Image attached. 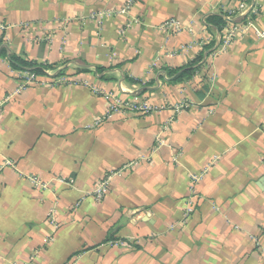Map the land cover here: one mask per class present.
Returning a JSON list of instances; mask_svg holds the SVG:
<instances>
[{
    "label": "crops",
    "instance_id": "1",
    "mask_svg": "<svg viewBox=\"0 0 264 264\" xmlns=\"http://www.w3.org/2000/svg\"><path fill=\"white\" fill-rule=\"evenodd\" d=\"M127 1L0 0V100L24 73L9 56L45 66L0 115V264H264V37L216 53L225 27L264 32V0ZM92 87L155 110L106 118Z\"/></svg>",
    "mask_w": 264,
    "mask_h": 264
},
{
    "label": "built area",
    "instance_id": "2",
    "mask_svg": "<svg viewBox=\"0 0 264 264\" xmlns=\"http://www.w3.org/2000/svg\"><path fill=\"white\" fill-rule=\"evenodd\" d=\"M135 0H128L123 7V9L119 13H128V10L131 9L133 3ZM245 0H238V12L243 13L245 11ZM136 23V21L134 22ZM128 25L126 27L128 28ZM247 28H250L254 31L257 37L263 38L264 32L258 30L255 28L250 21L247 22H241L237 25H230L228 27H225L222 31V37L221 42L219 44V48L217 49L216 53L223 52L230 44L232 43L233 39L240 33L244 32ZM159 30H161L165 34H178V33H189L190 29L188 26L184 25L180 21L174 18H169L164 20L159 25ZM205 44H208V41L203 42L201 44V47H204ZM201 63V61H200ZM39 76L31 73V72H24L21 75V78L19 79V85L18 87L10 93L8 96H5L2 100H0V115L3 110V106L10 101V99L22 92L23 90L34 86L37 83ZM64 81V79H62ZM91 92L94 95L101 96L107 103V114L106 118L113 116V115H126V116H134V117H145L154 112L155 108L151 106L149 103L143 100H139L136 97H130V98H123L119 97L112 92H106L103 90H100L98 88L92 87ZM186 106V105H183ZM181 110V106H178L175 111L178 112ZM101 122H98V124ZM168 127V126H167ZM162 142H160L161 144ZM0 169L5 168H11L16 169L15 164L13 161L9 158L3 157L0 155ZM129 168L128 165L123 166L122 168L116 170V171H109L107 174H104L103 178L99 180L92 191L90 192V195L92 196L93 200L95 202L101 201L105 195L107 194L109 190L110 183L112 179L119 175L122 172H125ZM193 183H197L199 181V176L192 175L191 176ZM26 179L31 184L33 188H36L38 190H47L48 183L44 182L42 179L36 177V176H26ZM61 184H65L67 186H72L73 181H66L64 178H57L56 179ZM55 209L50 210L47 214V221L49 224H51L54 228L58 227L57 220L55 217ZM192 212V208L189 207L186 210L185 217H188ZM50 241H52L50 239ZM75 259V258H74ZM72 259L71 261L67 262L66 264H77V262Z\"/></svg>",
    "mask_w": 264,
    "mask_h": 264
},
{
    "label": "trees",
    "instance_id": "3",
    "mask_svg": "<svg viewBox=\"0 0 264 264\" xmlns=\"http://www.w3.org/2000/svg\"><path fill=\"white\" fill-rule=\"evenodd\" d=\"M214 18H217L215 21V23L213 24L214 26L217 27L218 30H222L223 27L226 25V21L222 19V17L220 16H216V17H211V19H214ZM207 24H211L210 23V18L207 20L206 22V25ZM212 25V24H211ZM202 55H198L196 56V58L193 60V64H197L201 59H202ZM9 62H10V65L11 67H13V69H22L24 70V72H31L37 76H41V75H44L45 73V66H31V65H27L25 62H23L22 60L16 58V57H13V56H9ZM191 70V67L189 68H185L181 71V73L177 76V78L179 77H182L186 74H188Z\"/></svg>",
    "mask_w": 264,
    "mask_h": 264
}]
</instances>
